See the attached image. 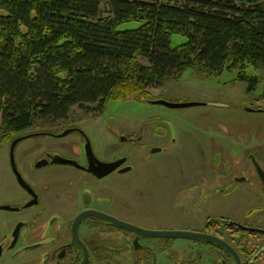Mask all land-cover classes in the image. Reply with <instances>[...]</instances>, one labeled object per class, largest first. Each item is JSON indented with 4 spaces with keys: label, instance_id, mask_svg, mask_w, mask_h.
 <instances>
[{
    "label": "flooded vegetation",
    "instance_id": "obj_1",
    "mask_svg": "<svg viewBox=\"0 0 264 264\" xmlns=\"http://www.w3.org/2000/svg\"><path fill=\"white\" fill-rule=\"evenodd\" d=\"M99 130L75 122L17 136L31 135L14 150L27 187L13 170L17 137L11 141V175L0 194V264H264V140H211L200 170L175 191L183 216L192 208L197 222L168 228L143 222L152 213L143 207L155 199V188L146 187L151 179L135 182L132 154L112 156L109 133L93 139ZM132 131L114 138L142 149L154 133L165 136L149 126ZM37 136L47 138L23 143ZM174 231L199 238L154 235Z\"/></svg>",
    "mask_w": 264,
    "mask_h": 264
},
{
    "label": "trees",
    "instance_id": "obj_2",
    "mask_svg": "<svg viewBox=\"0 0 264 264\" xmlns=\"http://www.w3.org/2000/svg\"><path fill=\"white\" fill-rule=\"evenodd\" d=\"M174 35L188 40L174 47ZM248 66L264 68L261 0H0L1 138L76 106L148 99L189 68L236 70L251 92Z\"/></svg>",
    "mask_w": 264,
    "mask_h": 264
},
{
    "label": "rangeland",
    "instance_id": "obj_3",
    "mask_svg": "<svg viewBox=\"0 0 264 264\" xmlns=\"http://www.w3.org/2000/svg\"><path fill=\"white\" fill-rule=\"evenodd\" d=\"M264 2V0H261ZM183 35H174L172 45L179 46L187 42ZM143 65H149L139 58ZM247 74L259 80L256 88L248 92V83L238 79V71L225 70L220 74L206 76L198 67L189 68L180 77H170L158 87H148L150 98L129 97L124 100H111L106 104L103 119L98 113V104L89 105V111L74 107L67 120L48 122L37 119L34 126L4 142L0 130V194L6 187L11 175L9 163L10 143L17 136L33 130H52L59 126L80 122L101 132L94 140H101L103 133L112 141L111 155L120 156L126 152L132 154L137 173V183L142 179H151L147 190L155 188L154 202H148L150 214L143 215V222L168 228L192 225L197 219L191 208L190 216H183L181 196L175 194L177 186L182 185L183 177L199 171L205 159L204 149L211 140H264V112H251L246 108L264 109V68H247ZM164 100L170 103H199L198 105L172 108L163 104H153L151 100ZM102 119V120H101ZM2 113L0 112V125ZM153 127L157 135L149 136L145 148L135 143H120L114 137H125L134 128ZM21 137V136H20ZM106 137V136H105ZM18 138V137H17ZM46 136H37L23 143L40 141ZM151 142V143H149ZM260 142V143H261ZM167 148L163 152L152 153L151 148ZM152 149V150H153ZM127 177H135L134 174ZM145 174V175H143ZM167 176V177H165ZM165 177V178H164ZM134 187H139L138 185ZM150 196V195H149ZM153 207V208H152ZM143 207V212L150 209Z\"/></svg>",
    "mask_w": 264,
    "mask_h": 264
},
{
    "label": "water",
    "instance_id": "obj_4",
    "mask_svg": "<svg viewBox=\"0 0 264 264\" xmlns=\"http://www.w3.org/2000/svg\"><path fill=\"white\" fill-rule=\"evenodd\" d=\"M153 104H163L166 105L168 107H172V108H181V107H188V106H193V105H198L199 103H170L164 100H152L151 101ZM249 111H260V110H256V109H252V108H248ZM64 134H67V132H65ZM31 135H25V136H21L16 138L12 145H11V149H10V158H11V162H12V166H13V170L17 173L18 178L20 183L24 186L27 187L28 185L26 184V182L24 181L21 173L19 172L17 166H16V160H15V154H14V150L15 147L17 145V143L19 141H21L24 138L30 137ZM159 149H154V151H158ZM125 158L116 162H112L110 164H107L108 168H107V172H111L113 171L115 168H117L119 165H121L122 163H124ZM130 169V167L124 169L123 171H128ZM3 208H9V206H4ZM113 219V218H112ZM154 235L156 236H171V237H185V236H189L191 235L192 237H196L199 238L198 234L196 236H193L194 234L191 233H186V232H155Z\"/></svg>",
    "mask_w": 264,
    "mask_h": 264
}]
</instances>
